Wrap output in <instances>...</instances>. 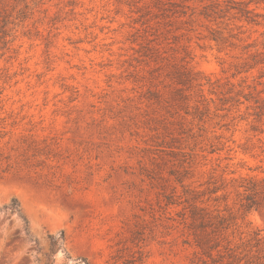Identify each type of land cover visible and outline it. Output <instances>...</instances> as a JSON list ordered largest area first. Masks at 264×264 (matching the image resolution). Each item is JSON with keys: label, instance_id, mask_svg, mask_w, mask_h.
I'll use <instances>...</instances> for the list:
<instances>
[{"label": "rangeland", "instance_id": "obj_1", "mask_svg": "<svg viewBox=\"0 0 264 264\" xmlns=\"http://www.w3.org/2000/svg\"><path fill=\"white\" fill-rule=\"evenodd\" d=\"M0 56V264H198L194 206L264 237V0H0Z\"/></svg>", "mask_w": 264, "mask_h": 264}, {"label": "trees", "instance_id": "obj_2", "mask_svg": "<svg viewBox=\"0 0 264 264\" xmlns=\"http://www.w3.org/2000/svg\"><path fill=\"white\" fill-rule=\"evenodd\" d=\"M46 155H50V153ZM6 159L9 160L8 157ZM8 167L10 168V166ZM245 191L248 195L244 199L246 205H242V207H244L246 212L258 209L264 202V197L262 196L264 194V185L251 180ZM205 211L206 209L204 208L194 206L191 210L192 223L188 226L191 235L196 240V247L199 250L197 256H199L200 264H264V237H260V233H255V244L251 246L247 254L241 257L242 253L237 251L245 245L244 242L240 246L231 247V242L229 241L226 246H223V243L228 241L223 233L231 227L230 219L225 218L220 213L213 215ZM240 240L242 241L243 238L241 237ZM250 245L252 244L250 243ZM261 245L262 249H259ZM254 248H257V255L250 256Z\"/></svg>", "mask_w": 264, "mask_h": 264}]
</instances>
